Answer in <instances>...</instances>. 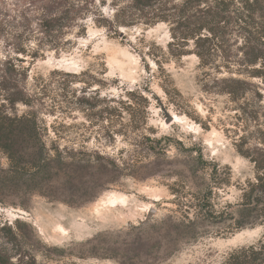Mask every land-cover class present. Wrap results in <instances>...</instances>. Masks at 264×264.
Returning <instances> with one entry per match:
<instances>
[{"label": "rangeland", "instance_id": "1", "mask_svg": "<svg viewBox=\"0 0 264 264\" xmlns=\"http://www.w3.org/2000/svg\"><path fill=\"white\" fill-rule=\"evenodd\" d=\"M40 1L0 0V64L12 60L26 77L47 143L84 177L59 181L61 201L35 194L26 208L0 204V222L18 223L35 264H229L244 250L264 256V204L245 216L255 207L254 160L264 150V81L250 76L263 67L242 65L243 31L232 27L201 68L195 54L172 57L171 26L152 25V11L128 10L131 0H96L60 43L38 34ZM119 8L129 27L95 22L114 19ZM263 26L254 29L262 44ZM215 76L257 88L233 102L203 89ZM0 166L8 167L2 154ZM196 198L209 203L206 217L187 206ZM6 240L0 235V244Z\"/></svg>", "mask_w": 264, "mask_h": 264}, {"label": "trees", "instance_id": "2", "mask_svg": "<svg viewBox=\"0 0 264 264\" xmlns=\"http://www.w3.org/2000/svg\"><path fill=\"white\" fill-rule=\"evenodd\" d=\"M40 3L43 13L38 18V34L54 37L58 42L65 33L73 30L75 23L88 19L91 9H97L96 0H41ZM127 9L137 14L152 11V25L168 23L171 26L168 53L175 58L195 54L200 59L201 68L212 63V50L222 49L233 34L232 27H238L245 38L240 48L243 52L242 65H261L264 70V44L261 39L254 37L255 26L264 23V0H246L244 3L239 0H131ZM122 10L117 9L112 20L94 21L108 30L129 27L131 24L121 20L125 18V9ZM261 30L264 32V26ZM190 43L194 50L189 52ZM57 47H61L60 44ZM263 70L254 68L250 77L264 81ZM25 81L26 77H20L12 60L0 64V154L8 160L7 168L0 166V204L22 208H26L35 194L59 201L61 198L56 194V185L62 178L68 180L69 185H75L81 183L84 177L82 172L73 169L62 158L57 149L47 143V130L35 110ZM256 88V84L234 77L215 76L203 84L206 92L228 95L233 102L245 98ZM19 105L30 110L19 113ZM254 162L257 177L252 190L253 200L250 202L255 207L249 214L245 213L249 219L264 204V150ZM195 201L198 202L187 205L189 209L197 211L196 219L206 217L209 214L206 205L209 203L204 204L198 198ZM246 211L249 210H244L243 214ZM246 225L241 224L235 230H242ZM12 226L0 222V235L7 238L6 242L0 244V264H14L13 259H16V264H35L34 257L24 251L25 244L18 223ZM5 245L16 252L8 255ZM263 258V254L257 256L252 252L250 255L244 250L233 255L229 264H264Z\"/></svg>", "mask_w": 264, "mask_h": 264}, {"label": "water", "instance_id": "3", "mask_svg": "<svg viewBox=\"0 0 264 264\" xmlns=\"http://www.w3.org/2000/svg\"><path fill=\"white\" fill-rule=\"evenodd\" d=\"M155 211L154 210H150L149 214H148V221L152 218V216L154 215Z\"/></svg>", "mask_w": 264, "mask_h": 264}]
</instances>
